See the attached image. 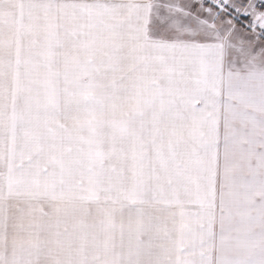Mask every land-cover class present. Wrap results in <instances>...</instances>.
I'll use <instances>...</instances> for the list:
<instances>
[{
	"label": "snow or ice",
	"instance_id": "1",
	"mask_svg": "<svg viewBox=\"0 0 264 264\" xmlns=\"http://www.w3.org/2000/svg\"><path fill=\"white\" fill-rule=\"evenodd\" d=\"M0 264H264V0H0Z\"/></svg>",
	"mask_w": 264,
	"mask_h": 264
}]
</instances>
